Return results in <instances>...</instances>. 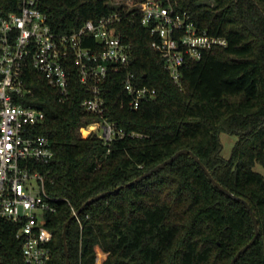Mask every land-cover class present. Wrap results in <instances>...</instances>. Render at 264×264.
<instances>
[{
    "label": "trees",
    "instance_id": "16d2710c",
    "mask_svg": "<svg viewBox=\"0 0 264 264\" xmlns=\"http://www.w3.org/2000/svg\"><path fill=\"white\" fill-rule=\"evenodd\" d=\"M111 0H41L53 28L68 31L87 18L111 10ZM210 33L224 35L226 45L207 49L182 69L181 83L165 67L152 45L153 35L131 11L118 23L130 44L136 80L156 88V96L138 109L122 105L127 93L121 76H111L106 115L127 131L105 143L80 129L95 116L82 106L89 96L75 72L69 100L36 68L27 71L33 92L23 101L44 109L39 131L46 133L54 156L41 165L47 193L56 211L47 212L53 229L54 264H66L63 230L90 197L95 199L67 226L71 264H230L255 234L245 202L209 178L187 152L143 179L126 184L177 150L192 149L214 177L247 200L259 221L256 241L235 264H264V0H171ZM22 0H0V15L19 11ZM238 135L232 154L222 155L221 131ZM88 214V216L86 215ZM20 223L0 217V263L26 264Z\"/></svg>",
    "mask_w": 264,
    "mask_h": 264
},
{
    "label": "built area",
    "instance_id": "2783aa9c",
    "mask_svg": "<svg viewBox=\"0 0 264 264\" xmlns=\"http://www.w3.org/2000/svg\"><path fill=\"white\" fill-rule=\"evenodd\" d=\"M40 2L22 0L19 11L0 15V217L20 223L17 236L22 240L26 264H54V231L46 215L56 211L41 169L54 156L50 137L39 131L46 113L23 101L33 92L27 81L28 69L34 67L42 73L61 102L70 99L76 72L89 93L82 106L95 116L81 127L88 128L82 134H98L110 144L115 138L140 134L127 131L106 115L111 75H122L127 98L121 104L130 109H138L157 93L155 87L139 83L130 69V44L118 30V23L130 11L149 29L152 45L179 83L190 60L228 42L226 36L201 28L171 0H131L126 5H113L110 12L89 17L68 31L53 28ZM73 213L81 221L74 206Z\"/></svg>",
    "mask_w": 264,
    "mask_h": 264
},
{
    "label": "water",
    "instance_id": "95a60500",
    "mask_svg": "<svg viewBox=\"0 0 264 264\" xmlns=\"http://www.w3.org/2000/svg\"><path fill=\"white\" fill-rule=\"evenodd\" d=\"M183 152H187L190 153L195 159L196 161H198L201 166L203 167V169L205 170V172L208 174L209 178L214 182V184L220 188L223 192H225L226 194L234 197V198H238L241 199L245 202L246 206L248 207V209L250 210L253 220H254V224H255V234L253 235V237L246 243L244 244L232 257L230 264H235V262L237 261V259L240 257V255L246 251L257 239L259 233H260V227H259V221L257 216L255 215L250 203L245 200L244 198H241L240 196L236 195L233 191H231L229 188H227L226 186H224L221 182H219L214 175L212 174V172L208 169V167L204 164V162L201 160V158L190 148L184 147L181 148L179 150H177L176 152H174L170 157L166 158L165 160L157 163L155 166H153L152 168L146 170L144 173H142L141 175L135 177L134 179L128 181L126 184H132L135 183L141 179H143L144 177L148 176L149 174H151L152 172L164 167L166 164H168L169 162H171L172 160H174L178 155H180ZM123 185H119L117 187H115L114 189H119L121 188ZM114 189H107L104 190L102 192L97 193L96 195L90 197L89 199H87L80 208L77 209V213L80 214V212L86 207L87 204L91 203L92 201H94L95 199H98L102 196H105L106 194L112 192ZM76 214H72L71 217L66 221L65 225H64V230H63V245H64V252H65V256H66V264H71V260H70V253H69V248H68V243H67V235H66V229L68 224L70 223V221L75 218Z\"/></svg>",
    "mask_w": 264,
    "mask_h": 264
},
{
    "label": "rangeland",
    "instance_id": "374dc122",
    "mask_svg": "<svg viewBox=\"0 0 264 264\" xmlns=\"http://www.w3.org/2000/svg\"><path fill=\"white\" fill-rule=\"evenodd\" d=\"M131 0H111L110 4L112 5H121V4H128ZM94 120V118L92 119ZM88 131V128L82 130L80 129L81 133L86 134ZM221 140L223 142V148H222V155L225 157H229L232 154L233 148L238 140V135L231 133L229 131L223 130L220 133ZM254 168L264 174V165L260 162H257L254 166ZM103 254L100 252V255L98 257V263L101 264L103 260ZM1 264V263H0Z\"/></svg>",
    "mask_w": 264,
    "mask_h": 264
}]
</instances>
